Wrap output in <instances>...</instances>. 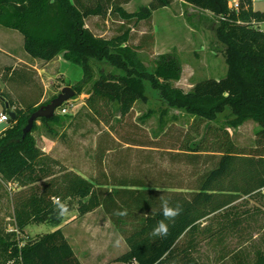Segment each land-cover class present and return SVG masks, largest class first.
I'll return each instance as SVG.
<instances>
[{
  "label": "trees",
  "instance_id": "obj_1",
  "mask_svg": "<svg viewBox=\"0 0 264 264\" xmlns=\"http://www.w3.org/2000/svg\"><path fill=\"white\" fill-rule=\"evenodd\" d=\"M131 0H0V25L20 32L23 47L33 59L50 62L61 56L81 66L83 79L71 86L80 96L85 82L93 78V64L108 63L118 70H99V76L87 92L85 105L93 118H103L108 106L119 116H128L137 101L148 102L146 82L160 91L168 107L190 114L193 121L189 132L202 135L199 140L190 136L183 150L193 154L219 153L216 167L200 177L195 187H148L142 179L123 178L115 189L107 190V182L99 184L74 171L57 173L49 156L37 145L33 132L37 121L52 130L61 116L38 118L30 133L23 135L29 116L51 102L35 99L21 106L0 91L3 111L14 109V118L0 133V182L29 187L15 198L14 214L23 229L31 223L61 225L54 200L59 198L68 209L74 201L80 215L102 207L128 250L115 259L121 264H163L178 248V240L194 230L211 214L228 209L242 195H252L264 188V30L256 24L264 21V13L255 11L251 0H241L239 12L228 6V0H183L200 11H208L219 19L216 36L226 45L229 70L222 78H205L190 91L174 87L182 75V63L175 53H162L153 70L147 69L137 52L127 45L129 31L105 38L95 34L87 25L91 16H114L122 22L148 20L154 10L170 6L175 0H150L134 12L123 5ZM123 46V44H125ZM10 76L29 81L25 71L6 67ZM154 109L143 116L150 117ZM168 109L160 113L161 128ZM255 120L259 146L249 152L232 139L228 127H238ZM204 128V132L202 130ZM189 133V134H191ZM171 188V189H166ZM179 203L182 214L169 223L166 237L151 235L153 227L163 219L161 199ZM125 212V215H117ZM129 226V227H128ZM128 227V228H127ZM0 264H83L60 226L22 247L15 240L0 236ZM250 264H264V250Z\"/></svg>",
  "mask_w": 264,
  "mask_h": 264
},
{
  "label": "rangeland",
  "instance_id": "obj_2",
  "mask_svg": "<svg viewBox=\"0 0 264 264\" xmlns=\"http://www.w3.org/2000/svg\"><path fill=\"white\" fill-rule=\"evenodd\" d=\"M251 2L253 4L252 0ZM146 3V0H133L128 11H137ZM254 8L255 11L264 13V2H254ZM86 21L96 34L105 38H113L129 31L127 45L137 52V57L149 70H153L158 55L175 53L182 63V75L179 81L172 84L185 92L190 91L196 82L205 78H222L229 70L226 45L216 36L219 19L210 12L176 3L168 8L154 10L150 19L139 22H122L114 16H91ZM256 26L264 30L261 22ZM91 65L93 78L85 82L83 93L56 109L55 114L61 116L60 123H52L53 128L49 131L48 126L38 120V126L33 132L37 145L49 156L57 173L72 170L96 184L110 183L107 190L115 189L114 183L126 177L142 179L148 187L164 185L173 188L195 187L201 176L217 166L219 153L195 155L182 149L190 136L199 140L202 135L189 132L192 116L183 110L168 107L160 91L149 81L146 82L149 101H137L128 116L121 118L115 107L112 115V110L103 106V112L110 122L106 123L103 118H93L85 102L89 96L87 92L91 91L94 80L99 76V70L102 68L116 73L121 71L108 63L97 65L91 62ZM6 67L25 71L29 81L12 78L11 71H7ZM83 77L81 66L61 56L50 62L34 60L24 50L22 34L0 25V91L17 106H21V102L38 98L45 102L58 95L65 86L80 83ZM64 107H67L66 112H63ZM149 109H154L155 112L144 118ZM162 109H168L164 117V129L160 122ZM3 110L4 106L0 101V112ZM8 125L9 122L0 123V132ZM259 129V124L253 119L238 127H228L233 141L245 152L259 146ZM28 189L29 187H19L17 183L10 185L0 182L2 238L15 240L22 247L28 240L37 239L60 226L65 235L69 236V242L79 258L90 257L91 250L107 244L113 253L107 264H116V256L126 251L128 245L125 239L120 237L118 229L104 209L98 207L80 215L76 201L61 225L31 223L21 229L14 214L15 198L19 191ZM216 216L207 222L198 223L183 242L186 244L192 238L201 243V246L209 247L206 240L215 227H218V231L222 229L225 219L263 216V222H257L251 231L235 235L230 246L234 252V264L236 259L241 258L244 261H241L242 264L252 263L258 252L264 250V189L252 195H242ZM255 232H258L257 237H254ZM222 240L223 238L217 244L218 255L213 259L214 264H230V247L223 250L225 240ZM246 249L250 250V254L244 253L243 250Z\"/></svg>",
  "mask_w": 264,
  "mask_h": 264
},
{
  "label": "crops",
  "instance_id": "obj_3",
  "mask_svg": "<svg viewBox=\"0 0 264 264\" xmlns=\"http://www.w3.org/2000/svg\"><path fill=\"white\" fill-rule=\"evenodd\" d=\"M146 1H147V3L144 5H147L150 2L148 0H146ZM132 3H133V0H131L129 3L124 4L123 7L128 11V8ZM176 3H180V5L182 4V5L186 6L187 8H191V7L195 8L193 5H191L187 2H184L183 0H175L170 6H172L173 4H176ZM170 6H167V8ZM253 8H254V3H253ZM197 10H199V9H197ZM254 10H255V8H254ZM261 24H264V22H261ZM86 25L88 26L87 21H86ZM100 36H103V35H100ZM34 60H38V59H34ZM216 214H211L207 218H204L203 220H201V222H207V220H209L210 218L217 217ZM262 219H263V216L262 217L261 216H256V217L244 216V218L242 217L238 220H236V219L231 220L229 218L225 219V224L223 225V227H221L222 229H220V231H218V229H217L218 227H215L216 229H214L212 231L209 239L206 240V242L209 243L208 244L209 247H205L206 245L201 246V243L199 244L197 240H192V238L189 241H187V243L185 244L183 242V240H184V238H186V236L189 233V232H185L179 238V240L177 242L178 248L175 250V252L172 253V255L170 256V259L168 260V263H163V264H214L213 259L218 255L217 244L221 238H223V240H225L223 242L222 248H223V250L224 249L227 250V248H229L231 246L233 239L235 238L234 237L235 235L239 236L240 234H244V233L251 231L257 222H260V221L263 222ZM83 226H85V225H83ZM262 229L264 231V226ZM119 235H120V237H122V235L120 233H119ZM218 235H221V237L220 236L218 237ZM257 235H258V232H255L254 237H257ZM66 237L69 240V236H66ZM217 238H219V239L217 240ZM245 245L246 244H244V246ZM127 250H128V247H127L126 251ZM243 251L245 254H250L249 249H246ZM91 252L92 253L90 254V257L88 256L87 258H85V257L79 258L83 264H107L109 261L108 259L113 256L112 255L113 253L110 251V248L108 247L107 244L97 246V247H95L94 250H91ZM229 253L231 254L229 257L230 258V264H234V258H233L234 252H233L231 247L229 249ZM116 258H117V256H116ZM241 261L244 263L242 258L236 259V264H242ZM116 264H121V263L116 262Z\"/></svg>",
  "mask_w": 264,
  "mask_h": 264
},
{
  "label": "clouds",
  "instance_id": "obj_4",
  "mask_svg": "<svg viewBox=\"0 0 264 264\" xmlns=\"http://www.w3.org/2000/svg\"><path fill=\"white\" fill-rule=\"evenodd\" d=\"M55 210L57 218L65 217L69 209L65 203H63L59 198L54 200ZM161 215L163 219L159 220L157 224L153 227L151 235L154 237H166L169 233V223H174L175 219L182 214L183 208L177 203L174 206L168 199H161L160 202ZM117 215H125V212H117Z\"/></svg>",
  "mask_w": 264,
  "mask_h": 264
},
{
  "label": "water",
  "instance_id": "obj_5",
  "mask_svg": "<svg viewBox=\"0 0 264 264\" xmlns=\"http://www.w3.org/2000/svg\"><path fill=\"white\" fill-rule=\"evenodd\" d=\"M76 92L71 86H65L61 92L51 100L47 105L40 107L36 111H34L28 118V123L23 130V135L26 136L31 132L35 121L40 117L51 118L55 115V111L58 107L64 104L69 99L75 96ZM10 117L14 118L15 112L13 110H9Z\"/></svg>",
  "mask_w": 264,
  "mask_h": 264
},
{
  "label": "built area",
  "instance_id": "obj_6",
  "mask_svg": "<svg viewBox=\"0 0 264 264\" xmlns=\"http://www.w3.org/2000/svg\"><path fill=\"white\" fill-rule=\"evenodd\" d=\"M252 1H253V3L254 2H264V0H252ZM228 6H229V8L231 10L236 11V12H239L240 9H241V0H228ZM69 101H70V99L68 101H66L64 104H62L60 107H58L57 109L65 106V105H67ZM11 110L14 111V109H11ZM66 110H67V107H64L63 108V112H66ZM9 118H10L9 111H2V112H0V123L9 122ZM13 183L14 182H10L9 184L12 185Z\"/></svg>",
  "mask_w": 264,
  "mask_h": 264
}]
</instances>
